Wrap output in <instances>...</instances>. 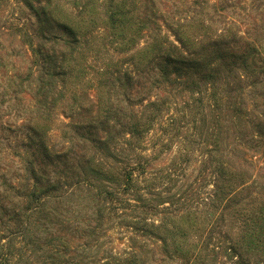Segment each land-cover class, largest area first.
<instances>
[{"label": "trees", "instance_id": "trees-1", "mask_svg": "<svg viewBox=\"0 0 264 264\" xmlns=\"http://www.w3.org/2000/svg\"><path fill=\"white\" fill-rule=\"evenodd\" d=\"M102 2L99 30L121 51L143 39L126 68L76 70L83 40L62 22L73 35L41 34L54 53L29 42L30 66L11 78L32 93L33 124L0 163V264L262 260L264 0ZM46 6L40 25L54 19ZM56 109L58 150L38 124Z\"/></svg>", "mask_w": 264, "mask_h": 264}, {"label": "rangeland", "instance_id": "rangeland-1", "mask_svg": "<svg viewBox=\"0 0 264 264\" xmlns=\"http://www.w3.org/2000/svg\"><path fill=\"white\" fill-rule=\"evenodd\" d=\"M47 1L50 3H48V7L46 6ZM102 3V0H40L39 3L34 0L0 1V130L5 121L9 125L24 124L18 131H13L14 133L6 130L0 131V137L2 138H0V151H3V154L0 155V163L2 165H9L11 163L10 159L13 157L18 159L17 155L12 156V153L15 152V146H17V149L19 147L15 140L16 134V138H20L18 136L23 132H27L28 127L33 124V122L30 123V115L27 113L28 110L25 109L30 104L31 91L25 88L16 94L12 84L14 81L11 82V78L15 75L17 77L24 76L30 66L31 51L29 42L43 44L44 50L54 53L60 48L57 45H53L50 41L46 43L40 42L42 41L40 35L47 34L50 38H67V36L70 38L73 34L70 35L62 26L65 25L62 22L69 23L83 40L74 60L75 68L78 71L84 68V65L88 66L89 63L96 66L117 64L119 68L124 69L128 66V61L126 60L128 56L136 54L143 46V39H140L132 51H121L119 48L121 42L114 40L113 35L110 34L111 30L108 34L99 30L102 26L106 27L107 20ZM84 4L86 7H83ZM41 6H46V12L54 14L51 15L54 18L52 22L39 24V22L43 21V16H39L36 10ZM136 12L138 11L135 10L134 13ZM137 27L138 25L134 24L132 29L136 30ZM84 73L83 76L77 78L78 82L83 80L85 75L91 76L87 71ZM72 80H76V74ZM24 84L26 85V83ZM62 114L61 110L56 109L50 117L43 118L38 123L40 128H44L46 131V140L48 141L49 139V142L57 150L62 148L63 144L61 140L63 135L60 129L62 128L60 127L62 120L64 122ZM5 146L10 147L13 151L4 149ZM226 220V231L233 230L234 223L230 216L226 217ZM115 247L117 249L121 248V242H117ZM262 247L264 248V244ZM248 252L249 254H246V257L249 256L250 259L247 260L248 258H245L244 263L262 264L260 261H264V258L260 260L259 256L262 258L261 252L259 256L253 250ZM219 264H233V262L221 257Z\"/></svg>", "mask_w": 264, "mask_h": 264}]
</instances>
